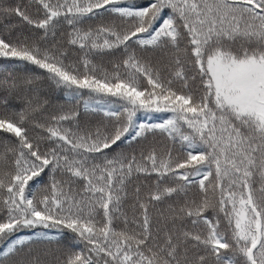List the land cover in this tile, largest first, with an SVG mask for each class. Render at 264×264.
<instances>
[{"label":"snow or ice","instance_id":"6c2138e0","mask_svg":"<svg viewBox=\"0 0 264 264\" xmlns=\"http://www.w3.org/2000/svg\"><path fill=\"white\" fill-rule=\"evenodd\" d=\"M0 60V264H264V0H0Z\"/></svg>","mask_w":264,"mask_h":264},{"label":"trees","instance_id":"16d2710c","mask_svg":"<svg viewBox=\"0 0 264 264\" xmlns=\"http://www.w3.org/2000/svg\"><path fill=\"white\" fill-rule=\"evenodd\" d=\"M16 0H9V3H15ZM4 63L2 60H0V64ZM44 91L48 95L49 99L54 104H60L64 105L65 107H76L78 110L82 112V119L83 117V109L80 105H77L75 101L69 102V98L66 96L65 92L66 90L63 89H57L54 85H49L48 83H45L44 85ZM15 103V102H14ZM167 114H155L154 118L151 120L145 119L143 114H140L141 121L142 122H153L158 123L161 121L162 118H164ZM92 120H99L100 115H96L94 117H91ZM161 141V143H166V141L163 140L162 137H157ZM22 235L29 234L28 232L21 233Z\"/></svg>","mask_w":264,"mask_h":264}]
</instances>
